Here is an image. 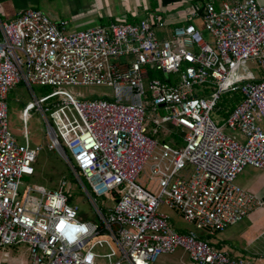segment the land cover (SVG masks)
<instances>
[{
  "label": "built area",
  "instance_id": "2783aa9c",
  "mask_svg": "<svg viewBox=\"0 0 264 264\" xmlns=\"http://www.w3.org/2000/svg\"><path fill=\"white\" fill-rule=\"evenodd\" d=\"M200 20L158 37L159 15L78 30L35 8L0 17V264H152L178 248L196 264H249L199 233L262 205L235 179L264 168V4L209 1ZM247 62L260 73L240 74ZM20 82L33 97L19 113L24 142L7 105ZM33 85L46 92L36 97ZM224 93L240 100L222 108ZM34 112L92 215L69 201L65 177L24 186L39 154L28 139ZM162 203L194 229H174Z\"/></svg>",
  "mask_w": 264,
  "mask_h": 264
},
{
  "label": "crops",
  "instance_id": "0c3cea01",
  "mask_svg": "<svg viewBox=\"0 0 264 264\" xmlns=\"http://www.w3.org/2000/svg\"><path fill=\"white\" fill-rule=\"evenodd\" d=\"M209 1H213L214 5L219 7L224 1L231 2L232 0H171L167 2H164L163 0H0V17L9 20L27 8H35L41 10L54 22L65 21L68 29L78 30L87 29L96 25H106L119 20L137 22L143 18L152 19L155 15H159L165 22L166 26L161 31L157 30L159 31V34L157 35L158 37H167L170 34V28L172 26L185 25L189 22L199 26L202 25L200 13H202L205 4ZM257 1L260 4H264V0ZM194 12L198 13L199 16H194ZM229 98L231 101L228 108L234 106V104L240 100L239 96H234V98L229 96ZM20 109L18 112V118ZM28 131V139L30 143H33L29 128ZM13 133L15 132L13 131ZM232 133L233 135L240 137L238 133ZM43 134V136L46 137L45 130ZM173 136L176 135L171 133L167 135L166 139L171 140ZM20 139L21 140L19 141L21 142L25 141L22 132H20ZM240 179L241 177L238 179V184L248 191L253 187L255 184L254 181L256 180L250 181L248 178H242L241 182H239ZM154 186V183H150V187ZM261 200L262 205L255 207L250 211V215L248 214L247 216L251 219L250 221L247 218L251 224H259V222L264 221V199ZM179 216L181 217V215ZM239 222L231 226H236ZM171 225L173 226L172 222ZM260 225L261 224H259V226ZM192 229H194L193 225L192 228L187 231ZM235 230H237V228ZM236 232L238 236L233 235L231 231H229L228 235L225 234V236H220L218 242L212 241V235H207L204 231L199 234L203 238H207L214 244V246L225 249L230 257L240 258L246 261L244 257L245 255L243 254L244 248H241L242 243H240L242 238L239 237L242 236L241 234L243 232H240V230H237ZM260 235L264 236V227L261 228ZM248 256H250V260L255 261L256 264H264V253L263 255H258V251H254ZM249 264H252V262L249 261Z\"/></svg>",
  "mask_w": 264,
  "mask_h": 264
},
{
  "label": "rangeland",
  "instance_id": "374dc122",
  "mask_svg": "<svg viewBox=\"0 0 264 264\" xmlns=\"http://www.w3.org/2000/svg\"><path fill=\"white\" fill-rule=\"evenodd\" d=\"M203 37L206 40H210V36L207 31H203ZM252 71L256 74L260 73V68L256 62H247L246 65L242 68L238 69V72L244 75L246 72ZM36 97H40L42 94L46 92L45 87L39 85L32 86ZM82 92L85 94H89L91 90L100 91V88H80ZM91 97H97L96 94L91 95ZM33 97L30 94L29 89L25 86L23 82L18 83L13 89L9 90L7 96V105H8V115H9V125L12 127L13 131L20 139V132L22 130V122L18 118L19 109L25 104L32 101ZM231 99L228 97V94L224 93L221 95V98L218 102V105L222 108H226L230 104ZM211 117L213 119H220L219 114L216 112L211 113ZM28 128L31 132L30 136L32 142L39 149L38 157L34 163L35 174L32 176H24L23 183L24 186L28 184H43L48 188H56L59 185V180L62 177L66 178V186L64 187V191L69 197V201L71 203H75L86 212L87 215H92V209L86 200V197L82 193V190L78 187L76 182L73 180L72 175L70 173V169L65 162V160L60 157L56 151L51 148L49 145L50 141L47 136H43L45 125L43 122V118L39 113L34 112L32 119L28 123ZM227 133H232V131L228 128H225ZM146 175H150L149 167L145 168V172L141 174V177H138V181L142 183L144 179H146ZM260 175V176H259ZM239 177L248 178L250 181H254L255 184L249 190L251 194L255 195L260 199H264V168H253L246 167L240 174H238L235 182L238 183ZM241 179L239 182H241ZM149 187V185H147ZM102 198H98L100 201ZM103 202L105 203L104 199ZM111 205V203H110ZM158 210L161 212L168 213L171 217V222L173 227L179 232H185L188 229L192 228V225L186 221H184L175 211L167 204H160ZM250 215V214H249ZM248 216V215H247ZM245 216L241 222L236 224V226H227L224 230L215 232V235H212V241L218 242L220 236L222 237L228 235L229 231L233 235H237V230L243 232L239 236L242 238L240 243H242V247L244 248L243 254L245 255V260L247 262L251 261L252 264L255 261L250 260V253L254 251H258V255H263L264 253V236L260 235L261 228L264 227V221L259 222L261 224H251L248 220L251 221L249 217ZM248 218V220H247ZM237 228V230H235ZM26 247L22 244L18 248ZM183 262V263H182ZM152 264H196L190 262L188 254L181 248L176 249L172 254H164L161 255L156 262ZM256 264V263H255ZM260 264V263H258Z\"/></svg>",
  "mask_w": 264,
  "mask_h": 264
},
{
  "label": "clouds",
  "instance_id": "9594fccd",
  "mask_svg": "<svg viewBox=\"0 0 264 264\" xmlns=\"http://www.w3.org/2000/svg\"><path fill=\"white\" fill-rule=\"evenodd\" d=\"M91 259H92V256H91V254H89L88 260H91Z\"/></svg>",
  "mask_w": 264,
  "mask_h": 264
},
{
  "label": "trees",
  "instance_id": "16d2710c",
  "mask_svg": "<svg viewBox=\"0 0 264 264\" xmlns=\"http://www.w3.org/2000/svg\"><path fill=\"white\" fill-rule=\"evenodd\" d=\"M164 2L171 1V0H163ZM48 90V89H47Z\"/></svg>",
  "mask_w": 264,
  "mask_h": 264
}]
</instances>
